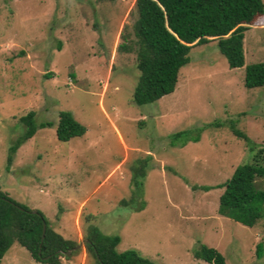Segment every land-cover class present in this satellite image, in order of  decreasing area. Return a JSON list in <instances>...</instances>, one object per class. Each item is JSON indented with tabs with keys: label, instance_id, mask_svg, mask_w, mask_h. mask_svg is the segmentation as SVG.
I'll return each instance as SVG.
<instances>
[{
	"label": "rangeland",
	"instance_id": "1",
	"mask_svg": "<svg viewBox=\"0 0 264 264\" xmlns=\"http://www.w3.org/2000/svg\"><path fill=\"white\" fill-rule=\"evenodd\" d=\"M133 4L0 0V191L78 245L60 264H96L83 247L89 224L118 235L117 252L132 249L154 264H208L192 255L200 243L225 264H264V218L246 227L219 215L216 187L250 157L229 121L264 146V84L243 86V66L264 62V15L243 33V66L229 68L215 40L194 45L173 92L135 106V53L117 49L120 35L132 37ZM60 110L85 126L82 136L56 139ZM29 111L52 126L36 129L7 167L8 147L23 131L18 118ZM215 122L197 142L169 145L170 134ZM146 156L145 206L133 211L119 200L130 196L129 166ZM257 184L264 189V179ZM0 264L42 263L13 243Z\"/></svg>",
	"mask_w": 264,
	"mask_h": 264
},
{
	"label": "trees",
	"instance_id": "2",
	"mask_svg": "<svg viewBox=\"0 0 264 264\" xmlns=\"http://www.w3.org/2000/svg\"><path fill=\"white\" fill-rule=\"evenodd\" d=\"M114 1V0H98ZM135 19L131 25L132 37L120 35L119 52L135 53L137 80L131 94V103L142 106L157 101L173 92L179 69L188 63V52L194 45L215 40L220 55L229 68L244 64L243 33L247 26L255 24L264 15L261 0H134ZM243 86L246 89L264 84V62L243 66ZM47 76V75H46ZM29 111L18 118L23 131L8 147L6 164L9 166L16 149L30 139L38 128L51 127V122L34 120ZM219 123L184 129L169 135L170 146H184L186 142H197L205 127ZM230 132L243 140L250 153L247 162L237 165L230 177L216 187L223 188L218 197L217 213L246 227H252L264 218V189L257 181L264 179V146L256 145L235 126L228 122ZM84 125L77 122L69 111L57 113L55 137L66 142L82 136ZM150 156L136 159L130 168V196L119 200V205L140 211L145 203L142 199V179L148 169ZM208 190V187H203ZM45 224L41 237L42 224ZM118 235H105L89 224L86 227L83 247L96 264H154L140 256L135 250L117 252ZM23 247L29 256L42 264H60L59 258H68L64 252L77 249L75 242L64 239L53 231L43 214L10 199L0 191V259L13 244ZM261 244L256 245V256L261 255ZM194 258L208 264H225V259L216 249L200 243L192 251Z\"/></svg>",
	"mask_w": 264,
	"mask_h": 264
},
{
	"label": "water",
	"instance_id": "3",
	"mask_svg": "<svg viewBox=\"0 0 264 264\" xmlns=\"http://www.w3.org/2000/svg\"><path fill=\"white\" fill-rule=\"evenodd\" d=\"M44 229H45V224L43 223V224H42V232H41V237L43 236ZM77 247H78V245H76V246L73 248V250L77 249ZM70 251H71V250H68V251L64 252V254H65L66 256H68V255H69V253H70Z\"/></svg>",
	"mask_w": 264,
	"mask_h": 264
}]
</instances>
